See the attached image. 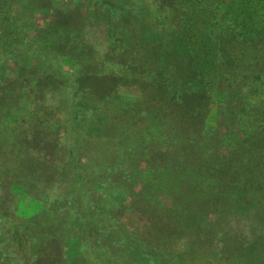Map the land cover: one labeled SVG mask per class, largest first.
Here are the masks:
<instances>
[{"label":"trees","instance_id":"obj_1","mask_svg":"<svg viewBox=\"0 0 264 264\" xmlns=\"http://www.w3.org/2000/svg\"><path fill=\"white\" fill-rule=\"evenodd\" d=\"M0 219V264H264V0H0Z\"/></svg>","mask_w":264,"mask_h":264},{"label":"rangeland","instance_id":"obj_2","mask_svg":"<svg viewBox=\"0 0 264 264\" xmlns=\"http://www.w3.org/2000/svg\"><path fill=\"white\" fill-rule=\"evenodd\" d=\"M128 100L131 101L130 99H128ZM88 138L91 139V141H92L93 143L96 141L95 138H94V136H92V135H89ZM73 147L76 149V153L78 154V157H80V159H82V160L85 161V159L82 158L81 156H83L85 152L89 151V148H83V146H79V144H77V143H73ZM83 150H84V151H83ZM93 151H95V153H98V152H99V148H98V147H95ZM98 194L101 196V198L104 197V194H103V193L98 192ZM54 197H55V196H54L53 191H50V192L48 193V198H49V202H48V203H49V204L51 203V200H52ZM23 202H24V204H23L24 206H28V205L30 204V203H29V198H28V197H25L24 200H23ZM18 204H19L18 201H16V202H14L13 206L16 207V205H18ZM47 205H48V204H47ZM26 210H29V209H26ZM0 222H1V224H2V219H0ZM2 229H3V227L1 226V230H2ZM0 252L3 253V249H2V247H0ZM20 264H21V263H20Z\"/></svg>","mask_w":264,"mask_h":264}]
</instances>
